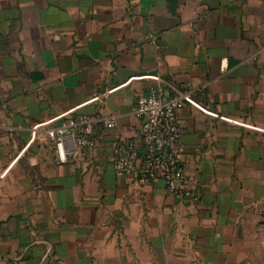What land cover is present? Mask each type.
Masks as SVG:
<instances>
[{"label":"crops","instance_id":"crops-1","mask_svg":"<svg viewBox=\"0 0 264 264\" xmlns=\"http://www.w3.org/2000/svg\"><path fill=\"white\" fill-rule=\"evenodd\" d=\"M162 81L206 109L177 112L196 200L111 165ZM69 113L115 125L57 164L30 130ZM0 264H264V0H0Z\"/></svg>","mask_w":264,"mask_h":264},{"label":"built area","instance_id":"built-area-1","mask_svg":"<svg viewBox=\"0 0 264 264\" xmlns=\"http://www.w3.org/2000/svg\"><path fill=\"white\" fill-rule=\"evenodd\" d=\"M104 96L105 93L95 99L100 100ZM185 104L206 112L195 101L194 90L189 85L178 87L171 82L162 81L148 94H139L134 114L141 120V127L134 137L118 139L113 143L110 161L114 172L117 175H134L140 182L161 179L171 194L182 199L196 200L197 195L181 160L183 147L179 142L177 112ZM223 120L237 122L226 118ZM98 125L113 128L114 117L101 113H69L54 127H47L46 123L34 124L30 130V142L37 140L39 134L44 132L55 162L75 163L84 159L96 146L92 133L93 128Z\"/></svg>","mask_w":264,"mask_h":264}]
</instances>
